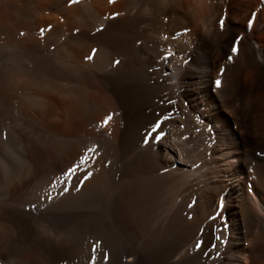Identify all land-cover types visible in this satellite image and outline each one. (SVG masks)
Returning <instances> with one entry per match:
<instances>
[{"label": "bare ground", "instance_id": "1", "mask_svg": "<svg viewBox=\"0 0 264 264\" xmlns=\"http://www.w3.org/2000/svg\"><path fill=\"white\" fill-rule=\"evenodd\" d=\"M59 174L110 264H264V0H0V264L78 255Z\"/></svg>", "mask_w": 264, "mask_h": 264}, {"label": "rangeland", "instance_id": "2", "mask_svg": "<svg viewBox=\"0 0 264 264\" xmlns=\"http://www.w3.org/2000/svg\"><path fill=\"white\" fill-rule=\"evenodd\" d=\"M72 173L74 174L75 171H72ZM73 177H74V175H73ZM45 181H47V180H45ZM36 182H38L37 183L38 185L36 184ZM33 183L36 185H33ZM40 183H41V185H39ZM32 185L30 184L28 187H24L22 189V191L19 193L20 198L18 199V201L21 202V200H22L21 208L23 209V211L28 212V214L31 215L33 217V219L38 220V223L36 220H34L35 224H37V225H40V223L42 222V223H46L48 225L55 227L56 226V219H57V220L61 221V226H62L61 230H64L62 232L69 233L72 230L70 233L75 234V236L79 237L78 241H77V239H72V241H71L73 243L72 245H74L76 248L79 249L78 252H76L78 255L75 256L74 260H70V261L59 260V261L53 262V263L54 264H110V261H109L110 257L108 255V253L106 252L107 250L104 249L103 250L104 253H101L102 251L100 250V251H98V253H99L98 254V253H95L97 251V247H96L95 252H93V246L95 244H93V243H91V241L89 242V240L85 239V236L83 237V235L79 232L77 227L73 228V227H75L74 221L72 219L69 220V218H71V217L70 216L68 217V214L65 213L64 208H63V206H64L63 200H65L64 198L66 196V194L64 193L66 187H65V182H64L63 178L61 177V175L59 174L56 176V178L55 177L51 178L50 180H48V182H44V183H43V181H40V180H33ZM30 187H33V188H30ZM29 188L31 189V191L29 190ZM32 192H34V193H32ZM23 196H24V198H23ZM30 198H31V200H30ZM25 200H27V201H25ZM54 205H57V206H54ZM74 210H75V208L70 209L69 213L70 214H76V213H73ZM66 212H68V211H66ZM52 214H55V215L59 214L58 215L59 219L53 217L54 215H52ZM51 217L53 218V220ZM54 219H55V221H54ZM73 230H76V231H73ZM30 239L31 238H29V240ZM22 241H23L22 239L20 241L18 240L16 242V244H21ZM78 242L80 244L82 243L83 245H80ZM24 243H25V240H24ZM89 243H90V245H89ZM86 249L87 250L92 249L91 252L97 254V256L95 254H92L90 256V258H88V259L85 258L82 260V256L85 255L84 251ZM79 251H80V253H79ZM81 254H82V256H81ZM103 255L104 256L107 255L108 259L105 260ZM93 256H95V260H93Z\"/></svg>", "mask_w": 264, "mask_h": 264}, {"label": "snow or ice", "instance_id": "3", "mask_svg": "<svg viewBox=\"0 0 264 264\" xmlns=\"http://www.w3.org/2000/svg\"><path fill=\"white\" fill-rule=\"evenodd\" d=\"M254 15H255V14H253V16H254ZM223 23H224V22L221 21V26H223ZM251 24H252V20H249V26H251ZM95 51H96V50L93 49V53H95ZM237 51H238V48H237L236 46H233V48H232V52H233V53H236ZM87 59H92V57L89 56V57H87ZM229 59L231 60L232 57L230 56ZM116 63L118 64L119 61H116ZM217 84H218V86H219V85H220V81H217ZM111 119H112V116H111V115H109L108 117H106L105 120H104V124H107L108 121L111 120ZM159 127H160V126L157 125L156 128H153V129H152V133H155V132H156V129L159 128ZM152 133H149V136H151ZM161 135H163V133H161ZM154 138H155L156 140H159V139H160V136H155ZM144 142H145L146 144L149 143V139L146 137V139H145ZM89 151H94V149H91V148H90ZM86 160H87V156L83 157L81 162L83 163V162H85ZM70 171H75V169H70ZM90 175H91V173H89L88 176H85L84 179L87 180L88 177H89ZM65 191H67V189H65ZM196 247H197V248H200V247H201V243L198 242L197 245H196ZM95 250H96V246L94 245V246H93V252H95ZM104 259L107 260V259H108V256L105 255V256H104ZM93 260H95V256H93Z\"/></svg>", "mask_w": 264, "mask_h": 264}]
</instances>
